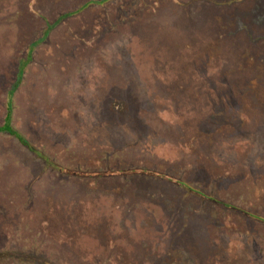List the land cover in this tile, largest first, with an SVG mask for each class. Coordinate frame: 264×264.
<instances>
[{"label":"rangeland","instance_id":"374dc122","mask_svg":"<svg viewBox=\"0 0 264 264\" xmlns=\"http://www.w3.org/2000/svg\"><path fill=\"white\" fill-rule=\"evenodd\" d=\"M110 1L0 0V264H259L264 0Z\"/></svg>","mask_w":264,"mask_h":264},{"label":"trees","instance_id":"16d2710c","mask_svg":"<svg viewBox=\"0 0 264 264\" xmlns=\"http://www.w3.org/2000/svg\"><path fill=\"white\" fill-rule=\"evenodd\" d=\"M100 1V0H99ZM106 1H108V0H106ZM110 1V0H109ZM123 1V0H122ZM121 1V2H122ZM97 2V1H96ZM111 2V1H110ZM120 2V3H121ZM104 3H105V1H104ZM114 3H115V1H114ZM117 3H119V2H117ZM90 4H94V2H92V3H90ZM106 5H108V6H112V2L110 3V4H107V3H105V6ZM92 6H94V5H92ZM119 6H122L123 7V9H124V12H126L125 10H127L128 9V7L127 6H123V5H119ZM129 7H131L132 6V4H130V5H128ZM133 7V6H132ZM105 9V8H104ZM119 11H120V9H119ZM22 12V14H24V15H27V13H29L28 12V10H22L21 11ZM24 12V13H23ZM66 18H69V12L67 11V13L65 14V13H61V14H59V15H56L55 17H54V19L53 20H51L50 22H51V24H54V25H57V24H60V23H63V21H65V19ZM124 24H125V22H123ZM87 31V30H86ZM57 43V42H56ZM58 44V43H57ZM52 47V46H51ZM168 54L169 53H162L161 55H164V56H168ZM161 55H159V56H161ZM153 56V55H152ZM230 61H231V59H230ZM223 61H221V64H222V66H223V64H224V62L226 63V61H224L223 63H222ZM106 63V62H105ZM122 65H123V63H121ZM231 64V62L230 63H228V61H227V65H230ZM238 65V63L236 64V66ZM84 67V66H83ZM82 65L80 64L77 68H75L76 69V71L75 72H73L74 73V76H75V79L76 80H80L81 82H83V81H85L86 79H87V74H85L83 71H82ZM225 67V66H224ZM239 67H241L240 65H238L236 68H238V69H240ZM10 68H7V70H9ZM226 70H229L230 72H231V70H233V69H235V66H234V68L232 69V68H228L227 66H226V68H225ZM256 74V75H255ZM245 76H247V77H245V78H247V79H243L244 80V84L243 85H240V87L239 88H237L236 90H234V92H233V94L234 95H236V93H239V94H241L242 95V92L244 93V98H249V97H252V96H254L256 99H257V101H258V97L259 96H261V91L262 90H264V87L262 88V90H261V88L259 89V93L257 92V90H256V86H257V84L256 85H252V84H255V82L254 83H252V81L251 82H249V78L252 76H254V77H258L259 79H261V80H263L264 79V76L263 75H261V74H259V73H257V71L256 72H254V73H249V74H245ZM261 76V77H260ZM263 82V81H262ZM257 83V82H256ZM258 84H260V82L258 83ZM103 91L100 93L101 95L98 97L95 93H91V94H89V95H86V96H88V101H87V103L90 105V104H92V102L94 101V100H98L99 102H100V100H107L108 98H109V100L111 99L110 97H111V93L109 92V90H110V85H108V86H104V88L102 89ZM258 93V94H257ZM239 108H241V107H239ZM264 108V106H262V109ZM241 110H242V108H241ZM259 117V116H258ZM262 119V120H261ZM260 119V121H259V127H263L264 126V117H262ZM0 131H4V132H8L9 134H11V136H13L15 139H16V141H17V143H18V145L19 146H22V147H26L30 152H31V148H29L28 146H29V144H28V146H26V143L22 140V138L21 137H19L13 130H11L10 129V127L7 125V124H4V126H2L1 128H0ZM67 171V170H66ZM64 169L62 170V172L64 173V174H59L61 177H64V176H66L67 175V173H68V171L66 172ZM80 173H81V171H80ZM83 174V173H82ZM81 174V175H82ZM162 176H166V180H167V178H170L171 176H169V175H167V174H164V175H162ZM198 178H201V177H199L198 176ZM264 179V178H263ZM262 179V180H263ZM165 185H166V183H164ZM225 184V183H224ZM232 185H233V183H232ZM236 185V183H234V185L233 186H235ZM168 189L169 188H171V185L170 184H168V187H167ZM247 189V188H246ZM259 190H257V189H252V190H249V194H250V196H249V199H255L254 201L255 202H257L259 205H261L262 206V209H264V203H263V198L264 197H262L261 196V194H260V192H258ZM246 192V195H247V191H245ZM235 194H237V193H235ZM168 198V197H167ZM170 201H172L173 202V200H171V198H168ZM251 199V200H252ZM261 199H262V201H261ZM197 203H198V201H197ZM248 203L250 204L251 202L250 201H248ZM174 204H175V202H174ZM178 204H181L182 206H183V201H182V203L181 202H177V205ZM176 205V206H177ZM227 205V204H226ZM229 205V204H228ZM230 206V205H229ZM232 206V205H231ZM184 207V206H183ZM224 207V206H223ZM237 209V211H235V214H236V217H238V216H240V218L241 219H246V221H248V218L250 217L249 216V214L251 215V213L249 212L248 213V210H246L245 208H239V207H236ZM187 216H196L195 214H193L192 213V211L190 212V210H189V208L187 207ZM210 215H213V212L212 213H210ZM191 218V217H190ZM251 218H253L254 219V221L255 222H258V223H262V222H260V221H262L261 219H262V217L260 216V215H258V216H255L254 215V217H251ZM193 219V218H192ZM209 219L211 220V218H206L205 219V222H206V224H208L209 223ZM240 219V220H241ZM194 220V219H193ZM242 221V220H241ZM240 221V222H241ZM196 222H198V220H194L193 222H190V223H196ZM220 226V227H219ZM221 229V224H218V226L216 227V229ZM246 229V228H245ZM255 228L251 225L250 227H249V229L247 230L250 234H251V232L253 231H255L254 232V236H256V238H259V236H257L258 235V233H256L257 231L256 230H254ZM244 231V230H243ZM252 232V233H253ZM212 234V233H211ZM211 237H213V241H216L217 240V238H219L220 236H212V235H210ZM10 242H12L11 240H10ZM135 242V241H134ZM103 243V245H104V248L105 249H109V247L111 246V244L110 245H108V244H106L105 242H102ZM144 245V244H143ZM145 248H147V247H145ZM113 249V247L111 248V249H109V250H112ZM148 249H150V248H148ZM108 250V251H109ZM127 250V249H126ZM16 252L17 251H19V250H15ZM108 251H106L105 252V254L108 252ZM259 251H261L260 253L262 254V253H264V246L259 250ZM126 253V254H128L127 252H125V251H123L122 249L119 251V254H118V257H116V260H115V264H131V263H129L128 261H127V256L125 257L124 256V254L123 253ZM11 254V253H10ZM17 254L18 255H23V254H19L18 252H17ZM104 254V255H105ZM7 255V254H6ZM104 255L102 254V255H99V256H101V257H103V259H107V258H104ZM13 255L11 254V257H12ZM96 256H98V255H96ZM96 256H94V257H92V259H91V262H92V264H105L106 262H105V260H103V259H95V257ZM7 258V257H6ZM10 258V257H9ZM93 258H94V262H93ZM262 258H264V256H261V258H259V264H261V262L263 261L262 260ZM2 259H5V258H2ZM30 263V262H29ZM34 264V263H33ZM44 264V263H43ZM45 264H46V262H45ZM90 264V263H89Z\"/></svg>","mask_w":264,"mask_h":264}]
</instances>
